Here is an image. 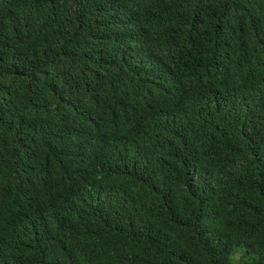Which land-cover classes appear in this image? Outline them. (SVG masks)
Returning a JSON list of instances; mask_svg holds the SVG:
<instances>
[{"label": "trees", "instance_id": "obj_1", "mask_svg": "<svg viewBox=\"0 0 264 264\" xmlns=\"http://www.w3.org/2000/svg\"><path fill=\"white\" fill-rule=\"evenodd\" d=\"M0 264H264V0H0Z\"/></svg>", "mask_w": 264, "mask_h": 264}]
</instances>
